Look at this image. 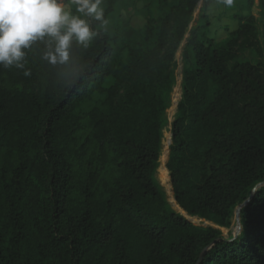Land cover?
I'll list each match as a JSON object with an SVG mask.
<instances>
[{
	"label": "trees",
	"instance_id": "obj_1",
	"mask_svg": "<svg viewBox=\"0 0 264 264\" xmlns=\"http://www.w3.org/2000/svg\"><path fill=\"white\" fill-rule=\"evenodd\" d=\"M140 1L141 25L92 21L67 65L37 42L24 69L0 67V264H264V186L222 230L264 181V0L262 30L237 13L221 39L211 0L193 26L201 0ZM121 2L102 0L105 19ZM187 33L167 168L208 226L157 178Z\"/></svg>",
	"mask_w": 264,
	"mask_h": 264
},
{
	"label": "clouds",
	"instance_id": "obj_2",
	"mask_svg": "<svg viewBox=\"0 0 264 264\" xmlns=\"http://www.w3.org/2000/svg\"><path fill=\"white\" fill-rule=\"evenodd\" d=\"M71 2L81 15H73L63 0H0V67L24 69L25 50L37 42L45 44L43 59L49 64L67 65L74 45L88 48L99 34L92 21L107 31L102 0ZM221 3L230 7L233 0Z\"/></svg>",
	"mask_w": 264,
	"mask_h": 264
},
{
	"label": "rangeland",
	"instance_id": "obj_3",
	"mask_svg": "<svg viewBox=\"0 0 264 264\" xmlns=\"http://www.w3.org/2000/svg\"><path fill=\"white\" fill-rule=\"evenodd\" d=\"M63 3L65 4L66 9L71 11L73 15H81L80 13L76 11V7L74 4H72L71 0H63ZM203 5H204V0H201L194 13L191 26L195 25L198 22ZM142 9H143L142 1H140V3L136 6L132 2V0H123V2L119 3L116 6L114 12L109 16L108 25L113 26L116 22L127 21V20H131L132 23L135 25H141L143 23ZM237 13H241L243 15L245 14L254 15L257 19V24H258L259 29L262 30L263 21H262V15H261L260 0H254V4L252 6L248 4L247 0H233V4L230 7L225 6L223 3H221V0H211L210 5L208 9L206 10V14L209 15L211 35L214 36L216 39H221L226 36L228 29L230 30V29L236 28L238 26V20L235 18V15ZM189 36L190 34L187 33L175 57V60L177 62V66H175L177 80H176V84L172 92L171 105L167 109V112H166L169 123L164 132L163 149H162V155L160 157V165L157 170V178L160 181L164 189V192L167 196L168 201L171 203L175 211L179 212L185 218H187L188 220H190L191 222L197 225L208 226V225H214V224L198 216L189 215L178 204L176 205L174 203L175 196L173 192L169 170H168V173H166V168H167L166 165H167L168 156L170 152V145L172 143L171 126L175 118L178 104H179V101L181 100V95H182V90H181L182 53H183L184 46ZM164 157H165V160H163ZM162 174L164 176H162ZM237 229L238 228L236 227L235 222L233 226L229 229L222 228L225 236H228L230 231L233 232V234H236Z\"/></svg>",
	"mask_w": 264,
	"mask_h": 264
},
{
	"label": "water",
	"instance_id": "obj_4",
	"mask_svg": "<svg viewBox=\"0 0 264 264\" xmlns=\"http://www.w3.org/2000/svg\"><path fill=\"white\" fill-rule=\"evenodd\" d=\"M262 186H264V181L259 182V183H258V184L252 189L249 198H248L247 200H245L244 202L240 203V204L235 208L234 222H235V224H236V227L238 228L236 234L239 233V231L241 230V227H242V225H241V208H242L244 205H246V204L250 201V199L252 198V196L255 194L256 190H257L258 188L262 187ZM236 234H235V235H236ZM205 253H206V250L203 251V253H202L201 256H200L199 261H198L196 264H200V263L202 262Z\"/></svg>",
	"mask_w": 264,
	"mask_h": 264
},
{
	"label": "bare ground",
	"instance_id": "obj_5",
	"mask_svg": "<svg viewBox=\"0 0 264 264\" xmlns=\"http://www.w3.org/2000/svg\"><path fill=\"white\" fill-rule=\"evenodd\" d=\"M186 48V47H185ZM184 58V57H183ZM184 73V72H183ZM184 90V89H183ZM173 100H175V99H173ZM177 103V102H176ZM175 105V104H174ZM175 107V106H174ZM173 108V107H172ZM163 160H165V157L163 158ZM165 165V164H164ZM167 166V165H166ZM166 173H168V169L166 168ZM162 176H164L163 174H162ZM160 178H161V176H160ZM174 203L177 205V202H176V200H175V198H174ZM188 213V212H187ZM192 216V215H191ZM245 224V223H244Z\"/></svg>",
	"mask_w": 264,
	"mask_h": 264
}]
</instances>
